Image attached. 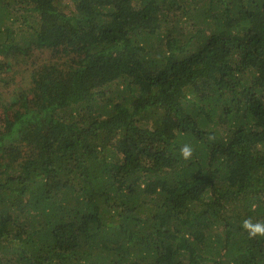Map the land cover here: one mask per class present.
I'll list each match as a JSON object with an SVG mask.
<instances>
[{"label":"trees","instance_id":"obj_1","mask_svg":"<svg viewBox=\"0 0 264 264\" xmlns=\"http://www.w3.org/2000/svg\"><path fill=\"white\" fill-rule=\"evenodd\" d=\"M249 217L264 0H0V264H264Z\"/></svg>","mask_w":264,"mask_h":264},{"label":"clouds","instance_id":"obj_2","mask_svg":"<svg viewBox=\"0 0 264 264\" xmlns=\"http://www.w3.org/2000/svg\"><path fill=\"white\" fill-rule=\"evenodd\" d=\"M211 139V138H210ZM194 148L190 144H184L180 149V155L184 160H190L193 156ZM242 228L247 231L250 239L264 237V221L254 222L251 217L242 221Z\"/></svg>","mask_w":264,"mask_h":264}]
</instances>
